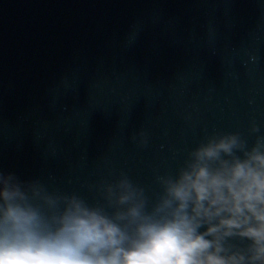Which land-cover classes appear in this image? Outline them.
I'll use <instances>...</instances> for the list:
<instances>
[{
  "label": "water",
  "instance_id": "95a60500",
  "mask_svg": "<svg viewBox=\"0 0 264 264\" xmlns=\"http://www.w3.org/2000/svg\"><path fill=\"white\" fill-rule=\"evenodd\" d=\"M253 123L264 0H0V170L89 200L123 172L154 199L207 136L251 145Z\"/></svg>",
  "mask_w": 264,
  "mask_h": 264
},
{
  "label": "clouds",
  "instance_id": "9594fccd",
  "mask_svg": "<svg viewBox=\"0 0 264 264\" xmlns=\"http://www.w3.org/2000/svg\"><path fill=\"white\" fill-rule=\"evenodd\" d=\"M250 134L207 136L154 199L123 172L89 200L0 170V264H264V134Z\"/></svg>",
  "mask_w": 264,
  "mask_h": 264
}]
</instances>
